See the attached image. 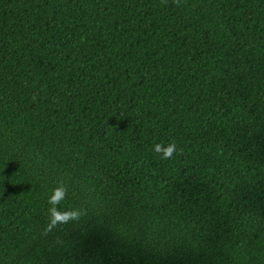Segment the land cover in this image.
<instances>
[{
  "label": "trees",
  "instance_id": "trees-1",
  "mask_svg": "<svg viewBox=\"0 0 264 264\" xmlns=\"http://www.w3.org/2000/svg\"><path fill=\"white\" fill-rule=\"evenodd\" d=\"M0 264H264V0H0Z\"/></svg>",
  "mask_w": 264,
  "mask_h": 264
},
{
  "label": "clouds",
  "instance_id": "clouds-1",
  "mask_svg": "<svg viewBox=\"0 0 264 264\" xmlns=\"http://www.w3.org/2000/svg\"><path fill=\"white\" fill-rule=\"evenodd\" d=\"M175 149V145H169L166 148H161V146H157L156 147V151L157 152H161L162 156L164 158H168L172 155L173 151ZM64 194H65V190L63 188V186H59L55 189H53V193L51 196H49L48 198V203L49 205H53V204H59L60 200H62L64 198ZM57 211H59V209H56ZM72 218L70 215L69 216H65L63 213H61V215L59 217L55 216L54 213L50 212V221L51 223L55 224L58 221L59 222H66L68 219Z\"/></svg>",
  "mask_w": 264,
  "mask_h": 264
}]
</instances>
